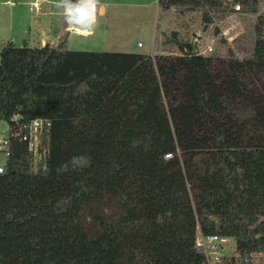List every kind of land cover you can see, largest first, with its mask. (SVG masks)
I'll return each mask as SVG.
<instances>
[{"label":"trees","instance_id":"1","mask_svg":"<svg viewBox=\"0 0 264 264\" xmlns=\"http://www.w3.org/2000/svg\"><path fill=\"white\" fill-rule=\"evenodd\" d=\"M260 2L158 6L198 14L207 29L218 16L258 14ZM160 46L1 49L11 142L0 264H203L199 232L233 240L232 264H264V17L249 58L204 55L178 32ZM34 120L46 121L37 156L17 136ZM76 155L90 166L56 172Z\"/></svg>","mask_w":264,"mask_h":264},{"label":"rangeland","instance_id":"2","mask_svg":"<svg viewBox=\"0 0 264 264\" xmlns=\"http://www.w3.org/2000/svg\"><path fill=\"white\" fill-rule=\"evenodd\" d=\"M35 2L40 6L38 12L33 11ZM95 16V27L83 30L67 23L56 0H0V51L8 44L21 47L24 33L34 31L38 25L51 27L55 34L71 25L64 33L69 37L67 45L71 51L152 55L153 51L162 52L164 34L178 32L204 55H226L231 49L236 57L249 58L254 48L255 26L264 17V0L258 14L218 16L215 25L207 29L198 14L181 15L176 9L161 12L158 0H99ZM6 163L7 156L0 152V167ZM234 249L232 240L229 250Z\"/></svg>","mask_w":264,"mask_h":264},{"label":"built area","instance_id":"3","mask_svg":"<svg viewBox=\"0 0 264 264\" xmlns=\"http://www.w3.org/2000/svg\"><path fill=\"white\" fill-rule=\"evenodd\" d=\"M35 9L38 10L39 7L35 6ZM236 10L239 11L240 8L237 6ZM97 11L98 4L95 13H97ZM139 47H142V45L139 44ZM16 120L17 119L14 118L15 122H17ZM45 124L46 121L34 120L29 124L26 133H17V136L28 144L29 150L34 152L36 156L39 155V141ZM10 138V126L5 122L0 121V152L4 153L7 158L10 154ZM4 168V166L0 167V174L4 172ZM231 241V239L220 237L218 235H204L202 232H199L195 246L204 255L203 264H232V258L236 256V253L235 249L233 251L229 250V244Z\"/></svg>","mask_w":264,"mask_h":264},{"label":"clouds","instance_id":"4","mask_svg":"<svg viewBox=\"0 0 264 264\" xmlns=\"http://www.w3.org/2000/svg\"><path fill=\"white\" fill-rule=\"evenodd\" d=\"M99 0H56V6L63 9L67 23L75 24L83 30H91L96 25V6ZM91 158L86 155L72 156L66 163L56 168L58 174L83 170L90 166Z\"/></svg>","mask_w":264,"mask_h":264},{"label":"crops","instance_id":"5","mask_svg":"<svg viewBox=\"0 0 264 264\" xmlns=\"http://www.w3.org/2000/svg\"><path fill=\"white\" fill-rule=\"evenodd\" d=\"M35 6H38L39 9H40V6H39V3L38 2H35L34 3L33 11L34 12L40 11L39 9L36 10L35 9ZM103 12H104V10H102V13ZM69 26H71V25H68V27H66L63 30L64 32H61L60 31V33H59V31H58V33L55 34V32L52 30L51 27L48 28L46 25H44V27L42 25H38L35 28L34 31L31 29V31L29 33H27V32L24 33L25 36L22 38V45H21V47L27 46L29 48H40V47H43V46H45L47 44L56 47V46L60 45V43L64 39H67V44H68L69 43V37L68 38L65 37V34L64 33L67 31V29L69 28ZM67 47H68V45H67ZM157 53L158 52L153 51L152 52V55H155Z\"/></svg>","mask_w":264,"mask_h":264},{"label":"water","instance_id":"6","mask_svg":"<svg viewBox=\"0 0 264 264\" xmlns=\"http://www.w3.org/2000/svg\"><path fill=\"white\" fill-rule=\"evenodd\" d=\"M196 51V50H195Z\"/></svg>","mask_w":264,"mask_h":264}]
</instances>
